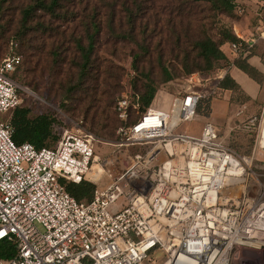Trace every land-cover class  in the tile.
I'll use <instances>...</instances> for the list:
<instances>
[{
	"label": "built area",
	"instance_id": "1",
	"mask_svg": "<svg viewBox=\"0 0 264 264\" xmlns=\"http://www.w3.org/2000/svg\"><path fill=\"white\" fill-rule=\"evenodd\" d=\"M233 32L240 43L226 46L234 58L260 39ZM20 63L0 61V115L8 114L0 120V241L16 248L0 264H158V253L160 264H236L242 249L264 254V183L256 173L262 167L253 165L264 151L263 120L251 155L242 156L210 122L198 138L178 131L196 118L202 96L191 86L168 112H142L129 93L115 105V156L97 155L95 136L81 130L37 150L12 141L10 119L21 103L12 76ZM82 182L95 186L87 202L64 185Z\"/></svg>",
	"mask_w": 264,
	"mask_h": 264
},
{
	"label": "rangeland",
	"instance_id": "2",
	"mask_svg": "<svg viewBox=\"0 0 264 264\" xmlns=\"http://www.w3.org/2000/svg\"><path fill=\"white\" fill-rule=\"evenodd\" d=\"M90 1L95 5L93 11L102 27V32L96 39L90 68L92 71L97 68V73H101L107 66L112 68L109 78L116 92L114 102L123 94L134 93V85L141 87L146 84L149 87L134 95L131 101L142 112L148 109L168 112L174 96L178 92L187 91L191 86L192 91L199 92L201 98L207 100L208 108L199 113L189 125L179 127L178 131L198 138L205 122L215 125L226 116L225 126L227 129L231 128L226 138L229 139V142L226 140L228 146L235 150V145L241 143V148L235 151L251 155L256 137L263 128V125L259 128V123L264 121V80L259 95L246 100L240 93H224L219 87L223 71L230 65L219 62L211 70L185 75L179 61L186 56L193 57L188 43L204 35L218 41L219 30L225 28L233 31L236 28L246 37H260L255 54L260 55L264 65V0H235L231 13L215 11L206 2L187 6L183 0ZM28 4L30 0H4L3 3L0 0V61L6 56L20 58L21 64L12 78L20 88L21 106L29 108L31 118L42 114L55 118L57 123L53 132L57 140L66 130H81L95 136L97 155L101 158L115 156V143L118 141L116 132L121 123L117 120L115 129H107V132L99 128L92 129L91 115L86 116L87 113H84L79 102L81 96L72 91L80 76V61L73 45L66 43L64 48L52 50L49 41H46L49 25L69 36L71 32L78 35L83 33L79 23L58 22L57 19H61V16H50L37 11L24 24L21 12ZM180 4L185 7L183 14L176 9ZM39 37L44 40L42 53H39L38 60L36 57L29 58L31 63L28 64L26 53L38 46L36 38ZM227 44L230 43L220 46V51L223 53L227 50L226 54L232 56L228 52ZM163 66L173 75L167 82L164 81ZM97 73L93 74L94 79L87 77L90 79L85 82H89L83 87H92L96 81L100 93L104 85L102 77ZM192 76L199 77L200 84L194 80L189 83ZM99 93L96 101L90 102L91 106L97 104L101 96ZM242 102L246 108H242ZM228 103L230 107L226 109L224 104ZM241 109L244 116H236V112ZM7 115H0V120ZM111 116L112 114L108 115L107 119H102L101 122L110 125ZM135 118L136 116L131 117V121ZM233 118L236 119L232 121ZM53 145L54 142L47 148ZM137 150L130 148V152ZM255 164L262 167V170H257L256 173L262 175L259 179L264 183V151H258L256 161H253V165ZM66 184L68 183H64L65 187ZM106 184L105 176L97 188L102 189ZM163 258L164 255L158 253L154 259L160 264ZM236 264H264V254L254 249H242L238 252Z\"/></svg>",
	"mask_w": 264,
	"mask_h": 264
},
{
	"label": "trees",
	"instance_id": "3",
	"mask_svg": "<svg viewBox=\"0 0 264 264\" xmlns=\"http://www.w3.org/2000/svg\"><path fill=\"white\" fill-rule=\"evenodd\" d=\"M234 1L235 0H183V3L187 6H192L196 3L206 2L210 5V8L215 11L221 13H231L234 9ZM3 2L4 0H1V3ZM94 7L95 5H93L90 0H30V4H28L22 10L21 17L22 22L25 24V22L30 19L31 15L37 11H41L50 16H61V19H57L58 22L70 21L69 24H74L75 22L79 23L83 33L78 35L75 32H71L69 36L64 34V32L58 31L55 26L49 25L50 30L46 41H49V45L52 50L64 48L66 43L73 45L80 61V76L78 83L74 86L72 91L74 93L78 92V94L81 96L79 102L83 107L84 113H87L86 116L88 117L91 115L90 124L92 129L99 128L101 130H106L107 132V129H115V124L117 121L115 105L117 100L114 102L116 92L113 89L114 87L111 86L109 78L112 68L107 66L101 71V73L96 72L97 68H94V71H92L90 68L91 57L95 51L96 39L102 32L100 22L97 20V17L93 11L95 9ZM176 9L180 14H183L185 7L183 8L181 5L177 6ZM235 10L241 9L235 8ZM218 33V41H214L209 36L204 35L200 39L188 43L193 57L191 58L190 56H186V58L179 61L181 69L184 71L185 75H190L194 72L211 70L214 68V65L219 62H224L226 65H230L229 60L220 51V46H222L224 43L239 44L240 41L235 36L234 32L228 29L223 28L219 30ZM36 41L38 46H34L33 48L36 51L31 48L26 53L28 55V64L31 63L29 58L36 57L38 60L39 53H42L44 40L42 37H39L36 38ZM134 44L137 43L134 42ZM253 48L246 56L238 57L233 62V65L244 72L250 79L259 84L261 88L262 82L264 80L263 74L251 67L246 61V57H248V55L255 54V48ZM162 69L165 73L164 81L167 82L172 78L173 75L166 67L163 66ZM134 70L136 72L138 71L135 67ZM96 73L97 75H100L103 80L102 84L104 86L102 87L103 89L100 93L99 85L96 81L92 87H83L84 84L89 82H85V80L90 79L87 77H93V74ZM219 85L222 90L231 91L233 94H242L240 87L235 83L234 80L230 78L228 74L223 77V79L219 82ZM148 87L149 86L146 84H143L141 87L134 85V93L131 95H138ZM98 93L101 95L100 99L98 100L97 104L91 106L90 102L96 101ZM207 108V100L201 98L197 105L196 116ZM110 114H112V123L110 125L101 122L102 119L106 120ZM56 123L57 120L49 115L42 114L31 118L29 108L21 106L20 104L12 112L10 119V125L12 128V141L16 145L28 143L37 150L47 148L53 142L55 145V143L58 141L53 132L54 125ZM235 148L239 149L241 146L236 144ZM238 153L242 156H250V154H245V152L238 151ZM66 190L76 201L87 202L91 199L95 187L87 182H82L78 185L68 183L66 184ZM15 254L16 248L14 243L0 241V262L11 260Z\"/></svg>",
	"mask_w": 264,
	"mask_h": 264
},
{
	"label": "crops",
	"instance_id": "4",
	"mask_svg": "<svg viewBox=\"0 0 264 264\" xmlns=\"http://www.w3.org/2000/svg\"><path fill=\"white\" fill-rule=\"evenodd\" d=\"M258 42H259V40L257 41V43L254 45V48L258 45ZM253 48V49H254ZM226 52H227V50H225V52H223L224 53V55L226 56V58L229 60V62H230V66L227 68V69H225L223 72H224V74H223V77L225 76V75H229L230 76V78L232 79V80H234L235 81V83L240 87V90H241V92H242V94L244 95V97L246 98V100L248 99V98H252V99H254L255 97H257L258 95H259V93H260V85L259 84H257L255 81H253L252 79H250L244 72H242L240 69H238L237 67H235L234 65H233V62L237 59V58H234L233 56H229L228 54H226ZM246 61H247V63L251 66V67H253V68H255L258 72H260L261 74H263L264 75V65L262 64V60H261V57H260V55L258 56V55H256V54H250V55H248V57H246ZM224 91V93H228V92H230L231 94H232V92L231 91H228V90H223ZM244 103H246V101L244 102ZM243 104V102L241 103V106H242V108H246V105H242ZM225 106V108L226 109H228L230 106H229V103L228 104H224ZM243 115L244 116V112L242 111V109L241 110H239L238 112H236V116L238 115V116H240V115ZM242 116V117H243ZM220 119V118H219ZM234 119H236V118H233L232 119V121H234ZM226 121H227V118H226V116H223L222 118H221V121L220 122H216L215 123V127L217 128V131H218V135H219V138H220V140L222 141V139L221 138H224V144L226 145V146H228L229 144H228V140L229 139H226V138H228V135H229V133H230V131H231V128H226L227 126H225L227 123H226ZM229 124V123H228ZM252 124V123H251ZM221 134H222V137H221ZM230 138H231V136H229ZM228 142H227V141ZM231 141V140H230ZM227 142V143H226ZM232 143H234V142H232ZM239 143V142H238ZM239 144H241V143H239ZM239 144H237V145H239ZM242 145V144H241ZM229 147V146H228Z\"/></svg>",
	"mask_w": 264,
	"mask_h": 264
},
{
	"label": "bare ground",
	"instance_id": "5",
	"mask_svg": "<svg viewBox=\"0 0 264 264\" xmlns=\"http://www.w3.org/2000/svg\"><path fill=\"white\" fill-rule=\"evenodd\" d=\"M262 144H264V132H263V141ZM242 188L239 186L236 189L230 191L231 194L238 196L239 192H241Z\"/></svg>",
	"mask_w": 264,
	"mask_h": 264
}]
</instances>
